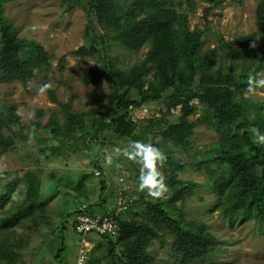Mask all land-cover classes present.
Segmentation results:
<instances>
[{"label":"trees","instance_id":"obj_1","mask_svg":"<svg viewBox=\"0 0 264 264\" xmlns=\"http://www.w3.org/2000/svg\"><path fill=\"white\" fill-rule=\"evenodd\" d=\"M14 1L0 0V82L26 83L35 69L47 65L48 55L39 44L19 39L6 21L4 6ZM68 1V9L84 1L90 22H95L101 31L95 33V26L90 24L85 31L87 43L74 51V55L83 58L101 54L100 50L105 53L108 39H115L122 47L135 52L147 46V52L141 63L125 71L115 68L107 56H103L101 66H93L83 81L87 85L101 79L107 81L111 87L108 103L86 113H71L70 106L52 99L60 106L63 123L59 125L58 114L52 113L42 128L57 141L79 140L88 152L99 153L112 137L152 143L166 153L163 162L169 167L174 159L172 148H180L188 157L194 129L205 125L215 131L219 139L202 154L194 155L192 168L207 175L208 186L217 195L215 209L229 225L252 220L259 233L264 235V143L255 142L252 130L254 126L264 127V106L252 102L247 91V78L254 72L237 74L231 61L232 45H236L246 61L264 68V0H255L256 32L230 43L220 39V49L231 57L225 68L219 64L221 57L216 48L202 50L203 32L190 30L187 15L178 12L182 5L194 11L198 2L220 7V0ZM202 71H207L208 79H202L199 75ZM149 75L151 80L145 82ZM154 103L165 108L166 119L132 122L131 110ZM178 107L179 116L167 119L170 111ZM197 110L199 118L190 120ZM12 125L21 127L15 109L10 107L0 111V157L16 148L14 137H5L2 132L3 128ZM131 131L140 132L141 136L131 135ZM51 151L60 154L58 147ZM92 166L101 172L97 162H92ZM167 167L163 177L168 191L160 197H152L145 189L128 210L115 215L116 236L99 237L105 242L102 245L105 255L96 256L97 246H93L86 264H103V260H106L105 264H147V247L154 240H163L166 234L172 238L178 264H192L214 256L215 237L206 231L205 225L183 218L181 210L174 205L176 199L192 192L198 185L180 180L176 172L169 173ZM176 168H183L177 160ZM92 178L93 174H82L79 179H72L67 187L76 195L86 197L88 190H92ZM24 180L27 184L24 202L20 209L8 211L0 220L2 234L21 221L23 212L32 214L44 206L37 177L27 173ZM100 184V192L104 193L105 180ZM52 190H58L56 185ZM11 192L9 189L1 199L3 203ZM166 194L169 200L162 201L161 197ZM99 199V204L89 205L90 213L95 212V207L102 208L99 213L107 211L105 199ZM129 213L131 218L127 220L125 215ZM137 216H142L143 220L135 221ZM68 224L73 228L72 212L61 223L58 232L63 234ZM64 246L62 235L54 257L57 262L63 261ZM18 247L19 243H11L7 236L2 237L0 264H19ZM117 248L120 255L116 254Z\"/></svg>","mask_w":264,"mask_h":264},{"label":"rangeland","instance_id":"obj_2","mask_svg":"<svg viewBox=\"0 0 264 264\" xmlns=\"http://www.w3.org/2000/svg\"><path fill=\"white\" fill-rule=\"evenodd\" d=\"M221 6L214 7L198 2L194 11H189L182 5L179 13L187 15L190 30L203 32L202 50L216 48L221 57L219 64L225 68L230 56L220 49V39L226 43L256 32L255 0H220ZM85 2L74 4L70 9L68 0H15L4 6V17L19 39L39 44L48 55L47 65L35 69L26 83L19 81L0 82V111L13 107L20 118L21 127L7 126L2 132L5 137H14L16 148L0 157V220L7 212L20 209L26 197L27 184L24 175L33 173L40 182L41 201L43 208L32 214L23 212L21 221L13 228L0 232V240L7 236L9 242L19 243V264H76L78 257L79 236L72 230L71 224L66 226L63 234L58 232L61 223L78 204L97 205L104 198L108 207L114 205L117 188L123 185L133 199H137L144 191L138 190L141 165L136 159H129L124 153L130 151L126 139L110 138L99 153L88 152L79 140H54L43 125L47 123L52 113L58 114V124L62 125L59 114L60 106L52 99L70 106L71 113H86L106 105L111 94L110 84L104 79L96 84L87 85L83 79L93 66H101L103 56L119 70H127L139 64L145 58L147 46L139 51H130L122 47L115 39H108L106 52L91 57H78L74 51L87 43L86 28L95 26L96 32L101 31L97 24L91 23L85 9ZM92 16L90 17V19ZM111 38V37H110ZM1 44V40H0ZM232 64L237 74L241 72L260 73L264 76V68H258L244 59L236 45H232ZM202 79H208L207 71L199 73ZM151 80V75L145 82ZM47 84L43 93H38L40 86ZM249 93V92H248ZM252 102L264 106V88L249 93ZM196 104V101H193ZM264 115V107L262 110ZM197 110L190 120L199 118ZM179 116V107L170 111L167 119ZM132 122L148 119H166L165 108L161 104H152L142 110L130 113ZM253 116H250L252 119ZM146 126V123H144ZM34 125H37L36 128ZM252 130L264 134L263 126H254ZM131 135L141 136L140 132L131 131ZM28 136V138H27ZM219 135L205 125L194 129L189 156L183 155L180 148H172L174 159L167 167L166 162L158 163V171L164 175V168L169 173L176 172L184 182L198 185L192 192L176 199L175 208L181 210L182 217L205 225L206 231L216 239V253L210 259H203L192 264H264V235L260 234L257 225L251 220H245L229 225L219 210L215 209L217 195L208 186V177L195 171L192 158L197 152L202 154L210 144L215 143ZM58 147L60 154L51 151ZM166 156V153H163ZM176 160L182 169L176 168ZM97 162L101 175L95 177L98 170L92 166ZM82 174H93L92 190L82 197L67 187L72 179H79ZM139 174V175H138ZM123 179L122 183L117 178ZM101 180H105L106 190L100 192ZM55 185L58 190L55 189ZM12 190L8 199H1ZM168 191V188H167ZM165 191V192H167ZM57 192V194H54ZM164 192V193H165ZM102 193V194H101ZM163 193V194H164ZM54 194V195H53ZM146 198L148 199L147 195ZM169 200V195L161 197ZM134 207H132L133 209ZM135 209V208H134ZM94 211H102L95 207ZM136 211V210H135ZM131 212V211H130ZM128 220L131 214L125 215ZM143 220L142 216L134 218ZM72 217L69 219L71 223ZM65 237V248L62 259L57 262L54 257L61 245V237ZM95 255H105L102 248L104 241L94 238ZM172 238L166 234L163 240H154L146 249L149 257L147 264H178L173 251ZM120 255V249H116ZM106 260H103V264Z\"/></svg>","mask_w":264,"mask_h":264},{"label":"built area","instance_id":"obj_3","mask_svg":"<svg viewBox=\"0 0 264 264\" xmlns=\"http://www.w3.org/2000/svg\"><path fill=\"white\" fill-rule=\"evenodd\" d=\"M142 109H133L131 112ZM95 177H99L101 172L95 170ZM118 183H122L121 177L116 179ZM127 187L122 186L117 188L116 195L114 196V205L105 213L89 212V205L81 203L76 206L72 211L73 214V231L79 236L78 257L76 264H86L89 253L94 246V238L99 237H114L117 234V223L115 215L128 210L133 202ZM113 211V213H112Z\"/></svg>","mask_w":264,"mask_h":264},{"label":"clouds","instance_id":"obj_4","mask_svg":"<svg viewBox=\"0 0 264 264\" xmlns=\"http://www.w3.org/2000/svg\"><path fill=\"white\" fill-rule=\"evenodd\" d=\"M47 87V84L40 86L38 93H43ZM259 88H264V76H261L260 73L249 75L247 78V91L254 93ZM253 136L255 142L264 143V134L258 130L253 133ZM129 146L131 150L125 151L124 154L129 159H136L141 165L138 190L144 191L147 189L148 195L160 197L167 191L164 177L157 168L158 163L165 160L164 154L152 143L130 141Z\"/></svg>","mask_w":264,"mask_h":264},{"label":"crops","instance_id":"obj_5","mask_svg":"<svg viewBox=\"0 0 264 264\" xmlns=\"http://www.w3.org/2000/svg\"><path fill=\"white\" fill-rule=\"evenodd\" d=\"M106 208H107L106 210H109L110 208H112V206H110V207L107 206Z\"/></svg>","mask_w":264,"mask_h":264}]
</instances>
